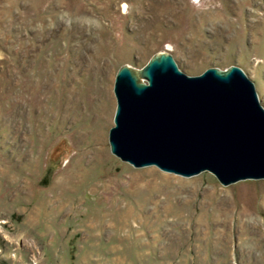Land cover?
I'll return each instance as SVG.
<instances>
[{
	"label": "rangeland",
	"instance_id": "1",
	"mask_svg": "<svg viewBox=\"0 0 264 264\" xmlns=\"http://www.w3.org/2000/svg\"><path fill=\"white\" fill-rule=\"evenodd\" d=\"M161 52L264 105V0H0V264H264V178L111 151L117 71Z\"/></svg>",
	"mask_w": 264,
	"mask_h": 264
},
{
	"label": "water",
	"instance_id": "2",
	"mask_svg": "<svg viewBox=\"0 0 264 264\" xmlns=\"http://www.w3.org/2000/svg\"><path fill=\"white\" fill-rule=\"evenodd\" d=\"M111 151L135 167L183 176L210 171L224 185L264 178V105L242 67L183 71L169 52L116 74Z\"/></svg>",
	"mask_w": 264,
	"mask_h": 264
}]
</instances>
